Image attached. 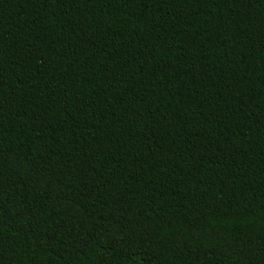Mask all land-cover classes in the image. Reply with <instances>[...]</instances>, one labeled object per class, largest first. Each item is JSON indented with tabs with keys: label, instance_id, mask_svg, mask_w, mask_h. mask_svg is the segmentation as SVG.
I'll list each match as a JSON object with an SVG mask.
<instances>
[{
	"label": "trees",
	"instance_id": "obj_1",
	"mask_svg": "<svg viewBox=\"0 0 264 264\" xmlns=\"http://www.w3.org/2000/svg\"><path fill=\"white\" fill-rule=\"evenodd\" d=\"M0 264H264V0H0Z\"/></svg>",
	"mask_w": 264,
	"mask_h": 264
}]
</instances>
